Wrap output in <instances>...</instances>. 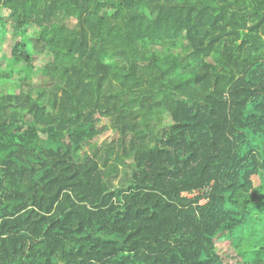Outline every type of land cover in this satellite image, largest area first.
Returning a JSON list of instances; mask_svg holds the SVG:
<instances>
[{"label": "trees", "instance_id": "16d2710c", "mask_svg": "<svg viewBox=\"0 0 264 264\" xmlns=\"http://www.w3.org/2000/svg\"><path fill=\"white\" fill-rule=\"evenodd\" d=\"M6 24L0 264H264V0H0Z\"/></svg>", "mask_w": 264, "mask_h": 264}, {"label": "rangeland", "instance_id": "374dc122", "mask_svg": "<svg viewBox=\"0 0 264 264\" xmlns=\"http://www.w3.org/2000/svg\"><path fill=\"white\" fill-rule=\"evenodd\" d=\"M4 17H8V12H3ZM67 25L69 27H72L73 24L71 22H68ZM30 35L33 33L32 30H29L28 32ZM19 33H15L14 30L11 28L10 24H6L5 27H0V51L3 53H9L12 48L19 42ZM50 58V55L46 53L44 55V58L42 60L36 61L34 63V70L32 72V94L33 96H36V93L45 90H49L52 88H57L56 84L52 83L51 80L45 78L42 74L44 66L47 64L48 60ZM4 67V65H1ZM5 69H8L4 67ZM9 70V69H8ZM25 75V67L20 65L16 68V74L13 76V80L9 82L8 84H5V86L0 87V92L2 94H11L14 90V84L18 83V79L21 77H24ZM106 121H104V124ZM118 139V134L113 130H108L104 134L96 137L92 140V143L97 142L99 145L104 146L108 144H114ZM130 169L122 168L120 169V172L117 174V176L113 177L112 183L115 187H120L121 183H126L127 178L130 176ZM262 193H264V188L261 190ZM218 252H222L221 247H217ZM264 259V254H263Z\"/></svg>", "mask_w": 264, "mask_h": 264}, {"label": "built area", "instance_id": "2783aa9c", "mask_svg": "<svg viewBox=\"0 0 264 264\" xmlns=\"http://www.w3.org/2000/svg\"><path fill=\"white\" fill-rule=\"evenodd\" d=\"M197 193H194V194H192V195H196ZM191 196V195H190Z\"/></svg>", "mask_w": 264, "mask_h": 264}]
</instances>
